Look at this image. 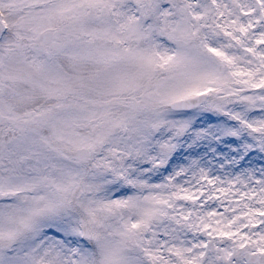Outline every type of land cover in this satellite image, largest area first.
Masks as SVG:
<instances>
[{
  "label": "snow or ice",
  "instance_id": "obj_1",
  "mask_svg": "<svg viewBox=\"0 0 264 264\" xmlns=\"http://www.w3.org/2000/svg\"><path fill=\"white\" fill-rule=\"evenodd\" d=\"M262 153L264 0H0V264H264Z\"/></svg>",
  "mask_w": 264,
  "mask_h": 264
},
{
  "label": "rangeland",
  "instance_id": "obj_2",
  "mask_svg": "<svg viewBox=\"0 0 264 264\" xmlns=\"http://www.w3.org/2000/svg\"><path fill=\"white\" fill-rule=\"evenodd\" d=\"M222 124L223 121L221 120H213L210 121L209 124L203 125V127L209 129L212 135L197 141L195 145L192 144L191 139H188L187 137L181 138L180 148H178L177 151L183 149L187 152L190 146L197 147L198 149H203L204 151H201L199 156H185L184 159L187 161L192 159L203 160L204 164L210 167H219L220 163L223 162L224 167L228 168L233 161H235L238 166L243 156L247 155L248 151L260 150L258 146L253 147L252 149L247 148L246 145L252 143V141L246 136L235 137L222 135V129L220 127ZM191 135H193V133L187 134V136ZM232 141L238 142L232 143ZM253 159L264 160V153H262L260 157H254ZM255 167L260 168L262 165L257 164Z\"/></svg>",
  "mask_w": 264,
  "mask_h": 264
}]
</instances>
